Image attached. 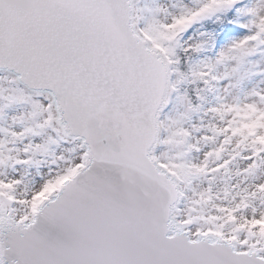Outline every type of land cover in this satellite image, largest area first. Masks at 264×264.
Listing matches in <instances>:
<instances>
[{
	"label": "snow or ice",
	"instance_id": "obj_1",
	"mask_svg": "<svg viewBox=\"0 0 264 264\" xmlns=\"http://www.w3.org/2000/svg\"><path fill=\"white\" fill-rule=\"evenodd\" d=\"M0 264H264V0H0Z\"/></svg>",
	"mask_w": 264,
	"mask_h": 264
}]
</instances>
